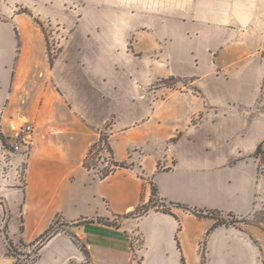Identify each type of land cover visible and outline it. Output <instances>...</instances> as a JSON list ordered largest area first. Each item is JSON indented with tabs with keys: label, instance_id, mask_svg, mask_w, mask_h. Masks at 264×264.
Here are the masks:
<instances>
[{
	"label": "crops",
	"instance_id": "obj_1",
	"mask_svg": "<svg viewBox=\"0 0 264 264\" xmlns=\"http://www.w3.org/2000/svg\"><path fill=\"white\" fill-rule=\"evenodd\" d=\"M190 14L191 59L181 52L179 61L193 68L174 73L189 81L188 90L152 105L133 82L116 93L121 86L106 74L101 53L77 66L83 72L62 63L72 53L66 47L53 65L33 64L23 77L18 59L8 74L0 40L3 131L34 126L24 169L18 155L8 178L0 176V264L16 263L6 238L34 244L52 226L55 234L29 264H204V238L205 264H259L254 236L216 225L208 212L245 216L256 204L254 154L259 145L264 151V0H195ZM182 18L177 27H185ZM168 113L175 117L167 131ZM111 118L128 122L107 136L124 166L101 178L85 160ZM163 138H174V162L159 167ZM152 186L175 209L136 215L152 200ZM115 217L118 224L111 223Z\"/></svg>",
	"mask_w": 264,
	"mask_h": 264
},
{
	"label": "rangeland",
	"instance_id": "obj_2",
	"mask_svg": "<svg viewBox=\"0 0 264 264\" xmlns=\"http://www.w3.org/2000/svg\"><path fill=\"white\" fill-rule=\"evenodd\" d=\"M194 3L195 0H0V40L6 45V70L21 59V74L26 77L31 65H46L48 62L53 65L68 47L67 50L72 53H67L62 63L70 61L75 68L73 73L83 72L77 66L94 62V54L101 53V61L107 65L106 74L111 73L118 86H121L116 88V93L123 95V87L133 82L141 90V97L147 98L152 105L169 93L188 90L189 81L175 77L174 73L181 69L188 72L193 68L192 61L189 60L188 65L180 63L179 57L183 52L185 57L191 59L188 45L196 36L191 27L190 14ZM179 9L184 11L179 12ZM179 17L184 18L181 21L185 22V27H177ZM21 47H25L24 50ZM111 68L113 71H110ZM143 70L146 71L145 75H142ZM6 73L11 74L13 71L8 70ZM89 73L86 72L87 77ZM103 74L104 71L100 76L102 84L106 79ZM102 88L114 91L113 88ZM116 105L119 110L120 104L117 102ZM259 106L264 107L263 100ZM167 116H170L165 124L168 131L173 117L171 113ZM125 123L128 122L119 123L111 118L99 130L96 142L102 139L101 145L92 151L88 161L90 170L95 174L102 175L114 166L106 150L110 145L107 136L120 130ZM173 140H161V148L156 157L164 158L159 161V167L174 162V156L169 152ZM141 141L148 142V139L142 137ZM144 152L141 147L142 159L145 157ZM149 157L147 159L153 160L152 156ZM258 161L256 204L251 214L235 216L216 211L208 214L215 218L216 225H232L253 235V248L259 250V264H264V160ZM149 205V209L167 212L175 209L174 205L157 196L152 203L149 201L140 206L135 214H144ZM118 220L121 218L115 217L111 223L118 224ZM206 241L204 238L200 244L204 264ZM25 256H20V259H25Z\"/></svg>",
	"mask_w": 264,
	"mask_h": 264
},
{
	"label": "built area",
	"instance_id": "obj_3",
	"mask_svg": "<svg viewBox=\"0 0 264 264\" xmlns=\"http://www.w3.org/2000/svg\"><path fill=\"white\" fill-rule=\"evenodd\" d=\"M3 130L0 122V176L7 179L9 168L18 155L24 157L20 164L21 168L24 169V164H26L27 156L33 143L32 132L34 131V126L31 123L24 122L13 125L9 133ZM13 244L14 249L9 247V250L16 259L15 264H29L36 259L39 241L34 244ZM24 254L27 257L25 256L23 260L20 259V256H24Z\"/></svg>",
	"mask_w": 264,
	"mask_h": 264
},
{
	"label": "trees",
	"instance_id": "obj_4",
	"mask_svg": "<svg viewBox=\"0 0 264 264\" xmlns=\"http://www.w3.org/2000/svg\"><path fill=\"white\" fill-rule=\"evenodd\" d=\"M101 141L102 139H99V142H96L91 149H89L88 151V154L86 156V160H85V166L90 169V164L88 163L89 161V158L91 156V153L92 151L97 148L98 146L101 145ZM108 146V145H107ZM107 151H109L110 153V158L112 159L113 161V167L111 169H108L105 173L103 172V174H99V176L101 178H105L107 177L108 175H110L114 170H115V167H123L124 165L122 164H119L115 159H114V156H113V153H112V147L109 145L107 148H106ZM256 157H258L259 159H263L264 160V151H263V148H262V145H259L257 150H256V153L254 154ZM158 196V191H157V188L154 187L152 188V200H150V203H152L154 201V198ZM149 207L150 205L146 208L145 212H147L149 210ZM139 207L137 208L136 211H138ZM140 213V212H139ZM168 213H171V212H168ZM138 214V213H137ZM143 213H140L138 215H142ZM262 224L264 225V223L262 222ZM55 227L52 226L51 228H49L47 231H45L37 241H39V247L49 238V237H52L54 234H55ZM25 244V243H23Z\"/></svg>",
	"mask_w": 264,
	"mask_h": 264
},
{
	"label": "water",
	"instance_id": "obj_5",
	"mask_svg": "<svg viewBox=\"0 0 264 264\" xmlns=\"http://www.w3.org/2000/svg\"><path fill=\"white\" fill-rule=\"evenodd\" d=\"M8 244H9V247H11L12 249H14V244L13 242H11L8 238H6Z\"/></svg>",
	"mask_w": 264,
	"mask_h": 264
}]
</instances>
